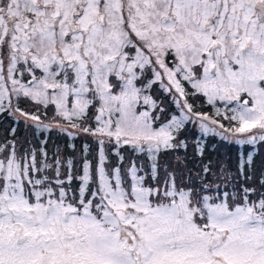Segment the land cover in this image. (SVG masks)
I'll list each match as a JSON object with an SVG mask.
<instances>
[{
    "label": "snow or ice",
    "instance_id": "snow-or-ice-1",
    "mask_svg": "<svg viewBox=\"0 0 264 264\" xmlns=\"http://www.w3.org/2000/svg\"><path fill=\"white\" fill-rule=\"evenodd\" d=\"M0 116V264H264V0H0Z\"/></svg>",
    "mask_w": 264,
    "mask_h": 264
},
{
    "label": "trees",
    "instance_id": "trees-1",
    "mask_svg": "<svg viewBox=\"0 0 264 264\" xmlns=\"http://www.w3.org/2000/svg\"><path fill=\"white\" fill-rule=\"evenodd\" d=\"M22 108L26 107V105L21 104ZM6 118V119H4ZM13 126V122L11 117H5L0 116V132L1 129L4 131L3 133H0V135H8L11 131V127ZM17 135L23 140L25 138H31V133L27 130H25L23 123H20L18 125ZM185 135L189 136L190 138H194L196 136V129L192 127V129L187 132ZM183 138V137H182ZM55 139V137H54ZM217 138H205V143L207 145V151L206 156H210L213 160H216L218 158H225L227 159L229 156H231L233 159L236 156V149L232 146H224V145H217V147L214 149L213 144H216ZM51 143V142H50ZM180 155L184 156L183 151H180ZM162 160L164 162H168L170 160H174L173 156H164L162 157ZM193 157H192V149L189 148L187 153V164L189 168L194 169V165L192 163ZM256 166L258 168L264 169V153L261 155L256 156Z\"/></svg>",
    "mask_w": 264,
    "mask_h": 264
},
{
    "label": "bare ground",
    "instance_id": "bare-ground-1",
    "mask_svg": "<svg viewBox=\"0 0 264 264\" xmlns=\"http://www.w3.org/2000/svg\"><path fill=\"white\" fill-rule=\"evenodd\" d=\"M197 110H198V111H201V110H202V111H210V108H208V107H205L204 109H199V108H198ZM196 135H197V131H196Z\"/></svg>",
    "mask_w": 264,
    "mask_h": 264
},
{
    "label": "rangeland",
    "instance_id": "rangeland-1",
    "mask_svg": "<svg viewBox=\"0 0 264 264\" xmlns=\"http://www.w3.org/2000/svg\"><path fill=\"white\" fill-rule=\"evenodd\" d=\"M195 103H199V101H196ZM6 119V118H4ZM12 119V118H11ZM13 122V121H12ZM4 131L1 129V132L0 133H3Z\"/></svg>",
    "mask_w": 264,
    "mask_h": 264
}]
</instances>
